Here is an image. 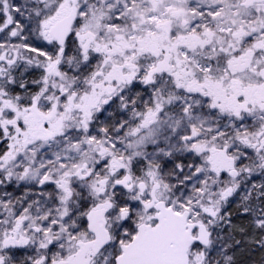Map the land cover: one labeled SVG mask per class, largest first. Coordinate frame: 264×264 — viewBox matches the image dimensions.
<instances>
[{"label":"snow or ice","instance_id":"6c2138e0","mask_svg":"<svg viewBox=\"0 0 264 264\" xmlns=\"http://www.w3.org/2000/svg\"><path fill=\"white\" fill-rule=\"evenodd\" d=\"M256 250L264 0H0V264Z\"/></svg>","mask_w":264,"mask_h":264},{"label":"trees","instance_id":"16d2710c","mask_svg":"<svg viewBox=\"0 0 264 264\" xmlns=\"http://www.w3.org/2000/svg\"><path fill=\"white\" fill-rule=\"evenodd\" d=\"M244 264H264V252L256 250L253 254H244L239 257Z\"/></svg>","mask_w":264,"mask_h":264}]
</instances>
